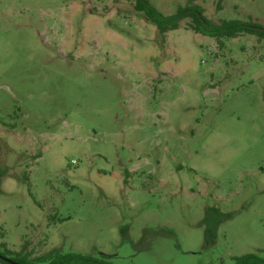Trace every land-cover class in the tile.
<instances>
[{"label": "rangeland", "instance_id": "1", "mask_svg": "<svg viewBox=\"0 0 264 264\" xmlns=\"http://www.w3.org/2000/svg\"><path fill=\"white\" fill-rule=\"evenodd\" d=\"M193 2L264 26V0ZM135 4L0 0V243L112 264L264 258V40L220 43L189 18L161 36Z\"/></svg>", "mask_w": 264, "mask_h": 264}, {"label": "trees", "instance_id": "2", "mask_svg": "<svg viewBox=\"0 0 264 264\" xmlns=\"http://www.w3.org/2000/svg\"><path fill=\"white\" fill-rule=\"evenodd\" d=\"M185 7H179L177 12L171 16H165L159 12L149 0H136L135 10L143 13L147 20L155 25L161 36H165L171 31L180 28V23L191 19V29L205 37L216 39L220 43L224 39H236L244 35L256 36L264 40V26L254 22L241 20H222L213 22L204 16V10L196 5L193 0H187ZM0 173V183L4 174ZM214 234L212 230L207 231V237ZM28 246L25 244L21 251H11L6 243H0V255L11 259L17 264H112L106 255L93 257L79 253H63L52 249L47 254L32 258L27 252ZM235 264H264V258L256 254H247L234 258ZM0 264H11L0 259Z\"/></svg>", "mask_w": 264, "mask_h": 264}, {"label": "water", "instance_id": "3", "mask_svg": "<svg viewBox=\"0 0 264 264\" xmlns=\"http://www.w3.org/2000/svg\"><path fill=\"white\" fill-rule=\"evenodd\" d=\"M0 259L6 261V262H8V263H11V264H17V263H15L14 261H12L11 259L6 258V257H4V256H2V255H0Z\"/></svg>", "mask_w": 264, "mask_h": 264}]
</instances>
